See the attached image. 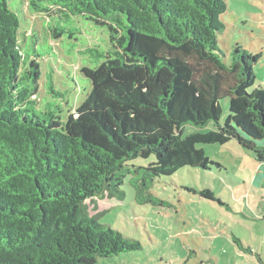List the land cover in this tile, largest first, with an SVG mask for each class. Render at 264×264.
Returning a JSON list of instances; mask_svg holds the SVG:
<instances>
[{"label": "trees", "instance_id": "16d2710c", "mask_svg": "<svg viewBox=\"0 0 264 264\" xmlns=\"http://www.w3.org/2000/svg\"><path fill=\"white\" fill-rule=\"evenodd\" d=\"M9 1L0 0V264H96L141 250L90 215L91 201L123 200L124 179L137 175L136 197L156 203L155 179L224 169L198 146L235 141L264 165L260 55L235 46L224 63L225 0H29L34 12L79 16L108 34L107 51H95L102 61L80 70L90 92L65 120L37 110L40 65L22 52Z\"/></svg>", "mask_w": 264, "mask_h": 264}, {"label": "rangeland", "instance_id": "374dc122", "mask_svg": "<svg viewBox=\"0 0 264 264\" xmlns=\"http://www.w3.org/2000/svg\"><path fill=\"white\" fill-rule=\"evenodd\" d=\"M28 2L10 0L9 7L20 21L23 54L36 56L40 65L37 110L58 108L65 120L88 96L90 84L80 70L102 61L95 51H107L108 34L79 16L60 20L58 10L49 15L34 12ZM225 3V29L218 36L224 63H231L235 46L260 55L254 88L264 90V0ZM54 30L64 32L60 39H53ZM50 82L61 96H52ZM220 106L222 123L229 114L227 100ZM211 128L187 126L184 135ZM198 148L224 169L185 167L171 177L155 179L149 192L156 203L136 197L134 187L142 179L137 175L124 179L123 200L105 194L91 201L88 212L100 224L141 245L139 251L100 258L96 264H264V165L235 141ZM133 163L147 165L143 160ZM204 190H210L213 199L201 197Z\"/></svg>", "mask_w": 264, "mask_h": 264}]
</instances>
